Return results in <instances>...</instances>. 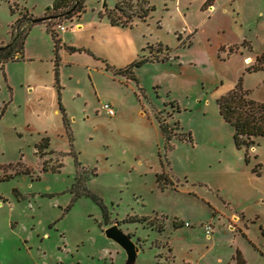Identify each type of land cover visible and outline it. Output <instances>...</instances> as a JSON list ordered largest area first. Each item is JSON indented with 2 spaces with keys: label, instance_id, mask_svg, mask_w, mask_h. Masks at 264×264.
Segmentation results:
<instances>
[{
  "label": "rangeland",
  "instance_id": "1",
  "mask_svg": "<svg viewBox=\"0 0 264 264\" xmlns=\"http://www.w3.org/2000/svg\"><path fill=\"white\" fill-rule=\"evenodd\" d=\"M53 1L0 0V40L11 24L40 18L59 37L57 26L67 29L66 44L116 67L154 60L133 70L135 80L87 54L73 58L82 66L61 64L71 143L54 113L53 43L43 24L29 32L24 60L0 68V264H125L104 235L111 225L138 247L134 264H226L236 251L245 264H264V137L236 149L216 103L239 83L264 103V69L248 70L264 56V0H216L226 6L217 11L213 0H151V15L128 28L98 14L112 0H84L70 17L73 0L48 9ZM76 175L101 199L105 220L90 197L73 199ZM133 217L140 220L124 222Z\"/></svg>",
  "mask_w": 264,
  "mask_h": 264
},
{
  "label": "trees",
  "instance_id": "2",
  "mask_svg": "<svg viewBox=\"0 0 264 264\" xmlns=\"http://www.w3.org/2000/svg\"><path fill=\"white\" fill-rule=\"evenodd\" d=\"M69 0H55L51 4L50 8L53 10H59L68 5ZM113 5L111 8H107V5H102V12L98 14L104 15L110 26L128 28L131 27L133 22L137 20L145 21L151 13L154 11V5L151 4V0H112ZM84 0H73L72 11H67L68 17L72 13L81 12L83 9ZM9 10L11 14L15 13V5H10ZM35 23H42L40 18H29L28 24L20 28L18 25L12 24L11 26V39L9 43L0 47V63L7 61H18L23 58V49L24 42L27 36V33L30 29V26ZM48 33L51 36L53 43V74H54V86L58 94V108L62 114V120L64 125V130L68 139V142L71 143L72 137L69 131L68 121L64 114V108L60 102V86L58 80V70H59V55L58 51L62 47L72 53L84 51L88 55L92 56L94 59L98 60L99 58L94 57L88 50L83 48H76L74 46H68L61 43V40L58 35H56L45 23ZM167 51L169 48H166ZM160 50L157 51V57ZM154 59L147 57H139L138 59L130 62L124 67L118 68L113 71L115 75H129L133 78V70L141 67L144 63L152 62ZM168 57H162L158 61H166ZM256 64L248 68L249 71H256L264 69V56L256 60ZM106 68H109L106 66ZM218 113L222 120L227 123L233 130V143L236 149H248L253 144L257 137H264V103H257L247 97V92L242 90L241 84L239 83L233 89H230L226 93L220 95L216 99ZM160 128L167 139L170 138L171 134L168 130V127L161 124ZM49 144V138L43 137L41 142L36 145L37 151L41 152L43 149H46ZM43 153V152H41ZM161 175L157 177V182L161 180ZM170 183V180H167ZM70 192L73 195V199H77L81 196L90 197L95 201L101 209L102 217L105 220L107 217V210L101 199L95 194L91 193L86 189V186L81 184V179L76 175L74 177V183L70 188ZM139 218H127L124 219V222H137ZM175 228L180 227V224H174ZM232 263L226 264H245V261L242 255L236 251L233 257L231 258Z\"/></svg>",
  "mask_w": 264,
  "mask_h": 264
},
{
  "label": "crops",
  "instance_id": "3",
  "mask_svg": "<svg viewBox=\"0 0 264 264\" xmlns=\"http://www.w3.org/2000/svg\"><path fill=\"white\" fill-rule=\"evenodd\" d=\"M213 3H212V6H214V8H215V10L217 11L218 9H220V8H223V7H226L224 4H219L216 0H213L212 1ZM228 2L230 3L231 2V0H228ZM17 5H18V12L20 11V9H25L26 10V8L25 7H22V6H20V4H18V2H15ZM12 5H14V3H12ZM229 6H231V5H229ZM209 10H211V8L209 7ZM27 11V10H26ZM15 12L16 13H14V14H17V16H18V12H17V10H15ZM214 13H215V11H214ZM38 24H43V28H44V31H45V34L46 35H48L49 33H48V31H47V28H46V25H45V23H35V24H32L31 26H30V29H29V31H28V33H27V36H28V34H29V32L35 27V26H37ZM12 25V24H11ZM11 25L9 26V32H8V36H9V40L8 41H5V40H0V47L1 46H4V45H6L7 43H9V41H10V39H11ZM85 27H86V24H83ZM100 27H103V24H100ZM112 27V26H111ZM80 29H82V25L80 24L79 25V27H78V30H76L74 33H80ZM67 32V29H65V30H63V31H60V40H61V43L62 44H64V45H68V44H66L63 40H65L66 38H65V36H66V33ZM50 35V34H49ZM27 36H26V38H27ZM59 36V35H58ZM25 41H26V39H25ZM103 42H105V40L103 41ZM24 46H25V42H24ZM68 46H72V45H68ZM74 47H76V48H83V49H86V50H88L94 57H96V58H99L98 60H96V59H94L92 56H90V55H88L86 52H84V51H80V52H72V53H70V52H68V51H66L63 47L61 48V49H59V51H58V55H59V66H61V64H65V65H76V66H82V65H80V64H78V63H76V62H74L75 60L73 59L76 55H84V54H87L88 56H90L92 59H94V60H96V61H100V62H106V64H105V67L106 66H108V67H114L113 69L114 70H116V69H118V68H121V67H116L115 65H113V64H111V63H108L107 61H109V59H103V57L101 58L100 57V55H98V53H96V52H94L93 50H91L90 48H86V47H77V46H74ZM109 48H110V46H109ZM110 49H112V48H110ZM114 49V52L116 53V54H118V49L116 48V46L113 48ZM105 51H107L106 49H105ZM24 53H25V47H24V49H23V58L21 59V60H18V61H22V60H24ZM136 60V59H135ZM245 60H247L248 62H249V58H246ZM244 60V61H245ZM52 63H53V60H50ZM7 62H14V61H7ZM7 62H4V63H0V68H1V70L2 71H4V67H5V65H6V63ZM16 62V61H15ZM112 62V61H111ZM83 66H85V67H88L89 68V66H87V65H83ZM3 74V80H4V83H5V85H7L8 86V75H7V73L5 74V73H2ZM59 70H58V80H59ZM59 86H60V83H59ZM9 87V86H8ZM30 87V85L29 84H27L26 85V88H29ZM53 87L55 88V86H54V74H53ZM61 89H62V87L60 86V91H61ZM55 90H56V88H55ZM227 92V90L225 89L224 90V92H223V94L224 93H226ZM60 102H61V104H62V106L64 107V105H63V103H62V99H61V92H60ZM56 103H57V108L54 110V113L55 114H60L61 115V119H62V114H61V112H60V110H59V108H58V94H57V91H56ZM66 117V116H65ZM67 119V118H66ZM62 124H63V120H62ZM63 127H64V125H63Z\"/></svg>",
  "mask_w": 264,
  "mask_h": 264
},
{
  "label": "water",
  "instance_id": "4",
  "mask_svg": "<svg viewBox=\"0 0 264 264\" xmlns=\"http://www.w3.org/2000/svg\"><path fill=\"white\" fill-rule=\"evenodd\" d=\"M103 232L107 239L116 243L124 251L126 255L125 264H134L138 247L130 238L118 229L116 225L107 227Z\"/></svg>",
  "mask_w": 264,
  "mask_h": 264
},
{
  "label": "built area",
  "instance_id": "5",
  "mask_svg": "<svg viewBox=\"0 0 264 264\" xmlns=\"http://www.w3.org/2000/svg\"><path fill=\"white\" fill-rule=\"evenodd\" d=\"M57 27H58L57 29H58L59 31H63V30H65L64 27H62L61 25H58ZM100 109H101L106 115H108V116H110V117L114 115V109H113L112 106H111L109 103H107V102L102 103L101 106H100Z\"/></svg>",
  "mask_w": 264,
  "mask_h": 264
}]
</instances>
